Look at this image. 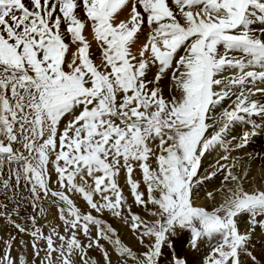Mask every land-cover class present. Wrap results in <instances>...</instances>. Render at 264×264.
<instances>
[{
    "label": "snow or ice",
    "instance_id": "6c2138e0",
    "mask_svg": "<svg viewBox=\"0 0 264 264\" xmlns=\"http://www.w3.org/2000/svg\"><path fill=\"white\" fill-rule=\"evenodd\" d=\"M145 27L146 41L134 52ZM86 31L101 50L99 64ZM229 69L235 74L224 77ZM243 126L251 131L228 139ZM262 128L264 0H0V190L15 201L27 189L39 215L50 199L64 224L63 232L49 224L45 233L33 214L29 230L13 219L18 203L12 212L0 203V216L30 235L19 243L33 256H14L16 238L9 237L0 241V264H99L88 255L93 248L113 264L101 241L119 264H160L178 230L190 232L194 249L215 242L202 264H244L242 257L254 264L248 245L256 227L264 229V187L246 190L247 174L236 173L238 160L228 153ZM221 148L226 154L201 176L205 156ZM122 174L134 205L155 219L132 211ZM217 175L221 187L206 194L214 204L208 210L194 197ZM105 211L124 220L142 251L122 242L100 218ZM173 264L187 261L177 256Z\"/></svg>",
    "mask_w": 264,
    "mask_h": 264
},
{
    "label": "bare ground",
    "instance_id": "6f19581e",
    "mask_svg": "<svg viewBox=\"0 0 264 264\" xmlns=\"http://www.w3.org/2000/svg\"><path fill=\"white\" fill-rule=\"evenodd\" d=\"M130 10V6L128 10H125L121 13L120 18L124 19L127 17L128 12ZM148 32V28L145 27L144 34L139 36V39L137 41V44L133 48V51L135 52L145 41H146V34ZM87 39L91 43V51L93 53V60L97 64L100 63L101 58V50L98 47L97 43L95 42L92 34L90 31H86L85 33ZM71 50H75V46L71 47ZM69 58V56H68ZM71 58V57H70ZM71 60V59H70ZM156 68L153 67L149 72V79L153 78L156 72ZM236 70L229 69L228 71L224 72L222 75L224 77H231V73L235 74ZM162 87L164 89V94L167 96L168 89L170 87V81L168 79H165L162 81ZM236 91V89H233ZM219 91V89H217ZM232 102L230 100H225L224 104L225 106L230 105ZM222 111L221 108H218L216 110V114L220 115V112ZM218 117V116H217ZM257 122L259 123V119H257ZM243 131H251L250 126H243V127H236L232 132L231 135L228 137L229 140H231L232 136L240 137ZM226 153L224 150L217 149V151L212 152L209 155H206L203 159V165L200 170V175L203 176L205 172L213 170V168L216 165V161L219 159L221 155H225ZM230 157H235L238 160V167L236 168V173L238 175L244 176L245 173L246 178L242 181L243 186L246 190H253V189H259L261 187H264V128L259 130V134L255 136L251 143L244 148H241L239 150H232L230 153H228ZM222 163H231V159L227 162L221 161ZM134 178L140 179L141 174L139 171H137L134 174ZM221 176L217 175L215 178L208 180L201 184L198 189L196 190V196L194 197L195 203L200 206L206 207V209L211 210L212 207H214L213 201L207 197L208 192H214L216 189H219L221 187L220 184ZM120 187L123 190V193L125 197L128 199V203L132 205V211L135 213H138L146 220H153L155 217H153L150 212L143 209L142 206H136L133 203L132 197L130 195V190L127 184H122L120 178H119ZM51 187L55 190L57 185L55 182V176L53 175L51 180ZM70 198L73 199L74 203L81 209V211H87L86 203L83 201L82 197L78 193H68ZM222 199V196L217 193L216 195V201L217 203L220 202ZM42 206L45 209V212L43 215H40L38 219V225L41 226L45 233L48 232V225H56L58 227V230L63 232V221L59 219V212L55 205H53L52 201L44 200L41 202ZM94 215H97L95 212H93ZM31 216L30 211H25V213L19 215V218H14L17 223L24 224L27 226L29 230H31V221L27 220L26 218ZM100 218L106 221L108 224H111L114 229H116L120 239L122 242H124L126 245L130 246L134 251H142V247L138 244L136 236L133 234V232L130 230V227L125 224L124 220L120 217H115L112 215L111 212L105 211L103 213L99 214ZM38 217V216H37ZM22 219V220H21ZM241 230L244 231L249 226V218L248 216L244 215L240 217L239 220ZM31 225V226H30ZM90 230L93 235H95V228L93 226H90ZM183 231V232H182ZM182 232L183 234L187 235V230H178L177 234L171 239L170 241V247L167 248V250L164 252V254L160 257V264H173L175 257H180L182 259H185L187 261V264H202L203 259L209 254L212 245L215 243L214 241L205 239L203 242L199 244V247L197 249H194L190 245V232H188V236L184 238V236H179L178 238V244H174L176 241H173L179 233ZM9 237H15L16 242L13 244V255H24L29 261L33 259L32 256V250L30 247L24 248L20 245V240H25L26 242H29L31 240L30 235L27 233H19L16 229L13 228V226L9 222L0 223V241L6 240ZM29 238V239H28ZM80 238L84 243H87V237H84L83 234H80ZM177 239V238H176ZM101 243L108 248L110 254L112 255L113 264H119L118 255L114 252L111 245L108 244L107 241H101ZM43 247V245H41ZM0 248H3V244L0 243ZM248 251L251 256L256 257L254 264H264V229H261L260 227H256L255 231L253 232L251 236L250 243L248 245ZM44 253L41 252V258L43 257ZM90 258H93L99 262V264H104L102 255L99 250L93 248L89 250L88 253ZM169 255V256H168ZM168 256V257H167ZM165 257V258H163ZM167 257V258H166ZM244 260V264H253V262L250 260L249 257H242Z\"/></svg>",
    "mask_w": 264,
    "mask_h": 264
},
{
    "label": "rangeland",
    "instance_id": "374dc122",
    "mask_svg": "<svg viewBox=\"0 0 264 264\" xmlns=\"http://www.w3.org/2000/svg\"><path fill=\"white\" fill-rule=\"evenodd\" d=\"M81 16H83V13L81 12L80 13ZM76 49V47H75ZM75 52V50H71L69 53H68V56H69V60L72 58V53ZM71 57V58H70ZM219 116V115H218ZM6 174V172H5ZM120 180L122 182L123 185H125L126 183V180H125V177L124 175L122 174L121 177H120ZM28 196H29V193L27 191V189H24V188H21L19 190H17V193L15 195V201H13V199H11V197H13V193L11 190L8 191L7 193V196L5 195L4 191L0 190V203H3V204H7L8 205V211L9 212H12V209L17 207V203L19 204L20 206V213L23 214L25 213V211H30L31 213V216L33 214H37V218L40 217V215L38 214V209H33L31 206H30V203L28 201ZM0 211H3V209H0ZM12 216H13V219L15 218H19L15 215V213H12ZM22 220V219H21ZM4 222H8V220L3 217V216H0V223H4ZM31 226V225H30ZM183 232V231H182ZM182 232L179 233V235L173 240V241H176L174 244H178V238L179 236H184V238H186L188 236V232H187V235L183 234ZM29 239V238H28ZM25 240V238H24ZM31 241V240H30ZM29 241V243H30ZM169 256V255H168ZM167 256V257H168ZM166 257V258H167ZM264 257V255H263ZM165 258V257H163ZM256 258V257H255Z\"/></svg>",
    "mask_w": 264,
    "mask_h": 264
}]
</instances>
